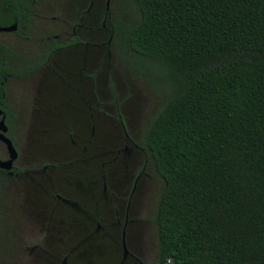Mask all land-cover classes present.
I'll use <instances>...</instances> for the list:
<instances>
[{
    "label": "trees",
    "instance_id": "1",
    "mask_svg": "<svg viewBox=\"0 0 264 264\" xmlns=\"http://www.w3.org/2000/svg\"><path fill=\"white\" fill-rule=\"evenodd\" d=\"M124 49L172 95L145 131L169 264H264V0H132Z\"/></svg>",
    "mask_w": 264,
    "mask_h": 264
},
{
    "label": "flooded vegetation",
    "instance_id": "2",
    "mask_svg": "<svg viewBox=\"0 0 264 264\" xmlns=\"http://www.w3.org/2000/svg\"><path fill=\"white\" fill-rule=\"evenodd\" d=\"M112 2L113 0H0V121L3 120L6 127L5 132H2L0 127V135L3 134L8 138L16 151V158L12 161L10 169L0 166V206L4 215L13 218V225L4 227L2 232L0 264H35L33 254L45 244L46 235L43 229L30 225L19 210L18 193L14 192V185L24 179H30L40 186V195L47 196L49 206L63 213L64 220L68 221L63 222L64 226L69 229L77 220L82 224L76 245L58 254L57 264H71V260L73 264H89L98 237L107 227L112 229L117 239L116 264H168L164 262L158 245L157 208L154 218L151 216L154 190H149L148 187L154 186L155 179L161 177L156 170L152 152L145 143V131L150 122L140 131L133 133L129 132L120 121L121 134L116 136V145L110 152L113 157L107 160L102 158L103 163L96 171L100 173L103 190L107 192V179L112 174L108 164L122 162L130 165L128 176L121 181V188L111 193L113 199L120 205L113 207V218L109 225L93 217L88 206L93 200L90 193L92 182L90 188L83 184V180L89 179L86 175L89 171L85 169L84 161L99 156L87 153L86 145L91 144L90 140L86 139L85 146L73 161L77 165L70 163L72 168L78 169L71 172L72 174L67 172V175L73 176L71 186L43 189L47 185L45 180L48 183L52 182L53 165L48 161L30 168H24L19 164L20 151L17 143L23 128L30 125L28 109L32 104L30 81L33 75L40 68H47L52 75L44 82L46 100L51 104L56 103L60 109L66 106L70 109H78L72 105V97L87 104L81 86L74 83L77 87L70 90L65 81L71 79L75 82L77 77H81V73L74 75L69 70L66 72L56 69L58 66H63L61 60L54 59L57 53L82 45L91 46L89 42L83 43L80 40L79 33L81 30L94 28L108 35V40L103 45L115 43L119 49L124 48V41L120 37L122 22L120 20L111 22ZM100 3L104 5V12L102 15H97L96 11ZM66 8H70V14L65 13ZM8 28L12 30H4ZM33 29L42 30L46 34L54 31L57 34L36 39ZM4 34L10 36L3 38ZM71 67L70 61L68 68ZM17 92L20 93V98L15 102L13 96ZM47 109L44 111V116L45 119L48 118L49 123L44 121L40 125L47 126L42 139L45 137L51 140L57 133L56 121L60 122L61 118L57 107L52 106ZM88 109L92 108L88 106ZM89 119L93 122L92 116H89ZM17 121L18 135L13 139L10 128L11 124ZM74 136L75 134L71 133L72 144H75ZM9 160L10 151L0 138V163L4 164ZM140 189L141 198L137 203L138 206L135 207L133 201ZM87 192L91 196L89 199L86 198ZM134 225L139 226L138 237L141 236V240L132 246L129 235Z\"/></svg>",
    "mask_w": 264,
    "mask_h": 264
},
{
    "label": "rangeland",
    "instance_id": "3",
    "mask_svg": "<svg viewBox=\"0 0 264 264\" xmlns=\"http://www.w3.org/2000/svg\"><path fill=\"white\" fill-rule=\"evenodd\" d=\"M70 12V8L65 9L66 14H70ZM103 12L104 5L100 3L96 14L102 15ZM110 18L111 22L120 20L130 27L138 22L139 11L132 0H113L110 6ZM42 32V30L33 29L34 38L44 39L49 35L57 34L54 31L48 34ZM7 36L10 35H2L3 38ZM79 38L83 43L89 42L91 46L82 45L64 50L57 53L54 59L61 60L63 65L56 69L66 72L69 70L74 75H77L78 72L81 73V77H77L75 82L71 79H66L65 82L70 90H74L77 87L75 84H79L87 104L72 97V105L78 109H70L68 106L60 109L56 103L48 102L44 95V82L52 73L45 67L40 68L30 81L32 102L28 109L30 125L23 128L17 143L20 151L19 164L24 168H30L48 161L53 165L52 182L48 183L45 180L47 185L43 189L51 190L52 188L71 186L73 176L70 177L67 172L78 170L72 168V165H77L73 161L85 146L86 139L90 140L91 144L86 145L87 153L99 156L96 159L84 161L83 165L89 171L86 174L89 179L83 180V184L90 188L92 182L90 193L93 200L88 206L93 217L104 221L105 225H109L113 218V207L120 205L113 199L111 193L121 188V181L128 176L130 165L122 162L108 164L112 174L107 179L108 190L106 192L103 190L100 173H96L103 163L102 158L107 160V158L112 159L113 157L110 152L116 145V136L121 134L120 121L124 123L129 132L140 131L158 114L172 92L164 78L165 75L161 70L163 68L148 63L147 60L129 55L124 48L119 49L115 43L103 45L107 42L108 35L102 31L95 28L81 30ZM70 61L71 69L68 68ZM13 97L14 101L18 102L20 93H15ZM52 106L59 109L61 120L60 122L56 121L58 125L56 135L51 140H47L45 137L42 139V134L47 126L40 124L44 121L49 123L48 118L45 119L44 111ZM88 106L92 109L89 110ZM89 116H92L93 122L90 121ZM18 130V121L13 122L10 128L13 139L17 138ZM71 133L75 134L73 137L75 144L70 141ZM155 182L154 186L148 187L149 190H154L151 213L153 218L164 188L161 178L155 179ZM40 191V186L30 179L20 180L14 185V192L18 193L19 210L22 215L30 225L40 230L43 229L42 231L46 235L44 246L35 250L33 254L34 263L57 264L58 254L68 251L73 245H76L82 224L77 220L75 225L72 223L73 225L69 229L64 226L63 222L68 221L64 220L63 213L54 210L52 206L50 207L47 196L40 195ZM90 193L87 192V199L91 198ZM141 193L140 189L139 193L137 192L135 195L136 199L133 201L135 207L138 206ZM4 214L0 206V244L3 240L4 227L9 224L13 225V218ZM138 236L139 226L134 225L129 235L132 246L141 240V236ZM116 240L112 229L105 228L98 237L97 246L92 251L93 255L89 264H116L118 259ZM70 263L73 264V261L71 260Z\"/></svg>",
    "mask_w": 264,
    "mask_h": 264
},
{
    "label": "water",
    "instance_id": "4",
    "mask_svg": "<svg viewBox=\"0 0 264 264\" xmlns=\"http://www.w3.org/2000/svg\"><path fill=\"white\" fill-rule=\"evenodd\" d=\"M6 31H9V30H12L11 28H8V29H4ZM0 127L2 129V132H5L6 131V127L4 125V121L1 120L0 121ZM0 138L7 144V147L10 151V160L7 162V163H0V166L6 168V169H10V165L12 163V161L16 158V151L11 143V141L8 139V138H5L3 134L0 135Z\"/></svg>",
    "mask_w": 264,
    "mask_h": 264
}]
</instances>
